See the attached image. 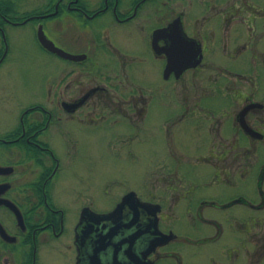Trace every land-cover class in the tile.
Masks as SVG:
<instances>
[{
	"label": "flooded vegetation",
	"instance_id": "flooded-vegetation-1",
	"mask_svg": "<svg viewBox=\"0 0 264 264\" xmlns=\"http://www.w3.org/2000/svg\"><path fill=\"white\" fill-rule=\"evenodd\" d=\"M176 19L203 59L166 77L170 37L161 30ZM27 36L34 51L22 49ZM42 37L76 59L49 49ZM219 46L229 64L217 67L215 79L209 56ZM192 47L184 64L197 55ZM25 55L60 70L61 82L48 85L43 99L34 94L16 102L18 114L0 133V165L7 167L0 172V198L11 204H0V264H240L245 235L254 231V242L262 240L264 0H0V90L12 91L2 78L21 68ZM139 64L148 74L161 71L181 90L198 88V77L208 74L200 97L178 101L175 122L193 126V150L200 152L174 154L176 178L158 195L144 199L128 190L104 207L95 194L80 195L70 206L51 135L70 138L71 121L90 128L117 117L131 122ZM139 90L144 117L155 99L150 90ZM200 164L208 177L203 183L193 178ZM251 176L258 199L246 190ZM132 191L140 203L129 200L112 216H97L114 211ZM226 225L232 237L225 240L235 244L227 247V262L219 263L209 257V245ZM235 233L243 237L237 240ZM263 256L264 243L248 264Z\"/></svg>",
	"mask_w": 264,
	"mask_h": 264
},
{
	"label": "rangeland",
	"instance_id": "rangeland-1",
	"mask_svg": "<svg viewBox=\"0 0 264 264\" xmlns=\"http://www.w3.org/2000/svg\"><path fill=\"white\" fill-rule=\"evenodd\" d=\"M23 48L33 51L37 49L30 36L22 41ZM216 50L219 51L217 54L209 56V67H215L209 70V76L213 74L215 79L218 76L217 67L229 64L222 56L220 46ZM239 66L240 63L237 68ZM46 67L44 58L38 56L31 58L30 55H25L22 56L20 69L3 76L2 82L12 91L0 90V133L9 126L8 121H5L18 114V107L14 105L16 102H28L35 97L34 94H39L36 99H43L45 96L42 95L48 85L61 82L60 70ZM133 76L134 87H138L134 98L139 100L136 105L134 103L131 122L117 117L116 122H101L97 127L90 128L78 121H71V130L74 133H71L70 138L63 140L51 135L52 147L61 161L63 170L61 179L65 175V183L68 185L70 206L77 205L76 201L80 195L91 197L95 194L98 200L101 199L99 205L101 207L110 204L111 198L115 199L128 190L137 191L144 199L147 193L158 195L176 178L174 154L183 153L187 157H193L200 152L193 150V147H196L195 140L190 136L193 133V126L191 129L188 126L182 128L175 122L180 109L177 106L178 101L183 98L200 97L204 92L201 88L208 85L206 79L208 74L203 72L198 77V88L190 84V90H181L178 86L165 82L161 71L145 73L143 64L135 67ZM139 87L150 90L151 96L155 99L150 103L149 111L144 117L139 114L142 103ZM190 159L194 161V158ZM202 165L204 164L197 167L196 174L193 171V178L199 179L200 183L208 178L206 167ZM246 190L258 199L253 191V176L246 181ZM216 217L225 223L221 214H216ZM249 218L247 213L246 219ZM262 222L260 242H254V231L245 235L247 245L242 250L240 264H248L252 258L250 255L257 246L263 245L264 214ZM227 229L226 225L225 234L217 242L209 245V257L213 256L219 263L227 262V247L235 244H227L225 239L230 240L232 237ZM209 233L215 234V230L209 228ZM235 236L237 240L243 237L240 233ZM262 258L259 264H264V256Z\"/></svg>",
	"mask_w": 264,
	"mask_h": 264
},
{
	"label": "water",
	"instance_id": "water-1",
	"mask_svg": "<svg viewBox=\"0 0 264 264\" xmlns=\"http://www.w3.org/2000/svg\"><path fill=\"white\" fill-rule=\"evenodd\" d=\"M181 27H182V24H181L180 19H176L167 28L161 30L162 32H166V35H169V37H170V41L168 42V46L165 48V51H166L167 56H168V62H167L166 70H165L166 77H168L169 72H171L172 70H175L178 73H180L182 71V69H186L189 67H196L202 62V59H203L202 58V50H201L200 45L196 41H190V39L187 37V35L182 32ZM178 30H180L179 34L182 37V39H179L176 41L175 36H176V33ZM42 41L49 49H52V50L58 52L63 57H69L72 59H76V57L74 55L66 53L65 51L57 48L51 41H49L45 37H42ZM192 46L195 47V51L197 52V55L191 60V63L184 64V62L190 60L189 58L184 56V53L186 51L190 50L191 49L190 47H192ZM245 128L247 130L251 131L250 128L248 129L246 126H245ZM5 169H7V167L0 165V172H2ZM4 187H5L4 185L0 184V194L3 192ZM129 200L139 202V199L137 198V193L135 191L128 193L125 196L123 202L114 211H112L110 213H106V214H97V216L98 217H110L113 214H115V212L122 209L125 206V203ZM5 202L11 206L10 201L3 200L0 198V204L5 203ZM13 208H15V207L13 206ZM15 210L17 211V209H15ZM153 214H154V212H153ZM158 243H159V240L153 244V247H155V245H157Z\"/></svg>",
	"mask_w": 264,
	"mask_h": 264
}]
</instances>
